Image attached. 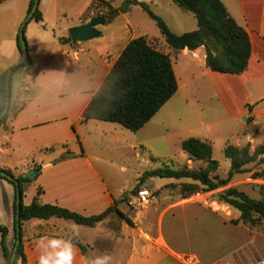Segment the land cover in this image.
<instances>
[{"label": "crops", "instance_id": "0c3cea01", "mask_svg": "<svg viewBox=\"0 0 264 264\" xmlns=\"http://www.w3.org/2000/svg\"><path fill=\"white\" fill-rule=\"evenodd\" d=\"M110 1H114L117 7L116 0ZM222 1L230 17L250 37L252 54L247 69L239 75L216 72L207 66L205 47L194 51L186 48L175 53L169 47L163 49L161 40L146 36L158 44L160 50L170 54L179 88L137 132L106 121L82 123V114L97 90L84 99L80 95L87 91H71L69 87L71 79L76 81L81 78L82 73L77 66L84 71L94 63L90 57L87 64L81 67V54L91 53L92 50L98 52L96 68H103L101 86L134 36L123 43L119 40L121 38L113 35L96 49L91 40L87 44L71 41L70 32L62 36L44 26L48 13L56 9L61 0L40 1L43 21L34 20L41 28L39 39L32 43L37 53L29 52L34 69L27 73L25 68H20L24 73L21 86L16 97L11 93L10 105L15 104L20 110L8 120V129H0V168L19 176L38 170L37 164L42 166L36 177L24 184L25 205H30L38 189H42V203L58 205L86 217L103 213L119 200L117 207L124 217L114 212L94 227L59 217L31 219L23 227L27 264H39L42 249L37 247V242L43 237L74 238L86 246L83 251L73 243L76 249L73 264H89L90 260L105 255L112 258L111 264H184L181 257L187 255L197 257L204 264L199 254L185 253L173 247L165 234L164 221L170 213H174L175 235L185 234L189 238L190 229L198 216L202 215L204 219L212 216L219 220V224L209 223L208 220L204 225L199 223L197 225L203 229L196 234L223 236L230 221L221 212L194 200L195 196L183 199L166 192L167 189L140 207L133 206L130 201L131 192L147 171L146 165L152 158L179 154L182 165L187 164L191 168L198 163L203 165L193 162L182 150V143L187 139L196 138L211 143L213 154L215 148H220L224 154L228 145L240 149L250 146L253 152L264 148V0ZM30 2L6 0L0 3V78L22 56L19 50L20 31L30 14ZM93 6L94 1L88 11L94 10ZM91 14L72 26L88 23L94 11ZM122 14L107 19L106 25L113 24ZM101 33L103 36L104 33ZM71 56L78 64L74 68ZM73 99H78V103ZM73 103H76L75 110ZM112 153H122L123 157L131 153L141 164L139 171L129 176L132 168L129 162L123 158L115 161ZM183 182L190 180L151 178L142 189L152 187L156 192L170 184ZM16 194V188L11 183L0 179V224L9 228V248H13L15 243ZM125 198L129 201H124ZM181 224L185 230H182ZM205 254L210 256L207 264H219L220 261L213 259L210 253ZM251 263L249 259L238 264ZM0 264H5V260H0ZM18 264H22L21 261Z\"/></svg>", "mask_w": 264, "mask_h": 264}, {"label": "trees", "instance_id": "16d2710c", "mask_svg": "<svg viewBox=\"0 0 264 264\" xmlns=\"http://www.w3.org/2000/svg\"><path fill=\"white\" fill-rule=\"evenodd\" d=\"M4 1L6 0H0V3ZM38 1L39 6L31 20L42 22L41 0ZM172 1L195 16L198 22L195 31L182 35L174 33L164 19L155 14L147 3L139 0H125L120 7H115L114 1L94 0L93 7L94 10H100L103 17L112 19L121 13L130 11L133 6H140L156 22L167 45L175 53L186 48L194 51L200 47H205L206 63L211 70L239 75L247 69L252 54L250 37L247 31L230 17L222 0ZM36 3L37 0H31L29 13L32 12ZM69 40L72 41L71 37H69ZM19 50L22 55L20 39ZM20 68H25L27 73L33 71L34 62L30 55L27 62L13 69L12 75ZM8 75L9 70L5 71L0 78V116L11 96V88L8 87ZM178 88V80L170 54L160 50L158 44L146 36L134 38L127 44L103 80L102 85L95 92L91 102L82 114V123H87L90 120L106 121L120 124L132 132H137L177 93ZM19 110V106L11 103L8 113L0 123V129H8V120L13 115L15 116ZM78 139L81 144L79 136ZM182 149L193 162H201L205 166L191 168L186 164L180 168H174L169 163H165L162 167L147 170L131 192L132 196L139 192L146 181L151 178L190 180V182L180 184L183 199L191 198L199 193L225 188L232 182L234 174L241 173L244 171L245 166L264 154V148H257L251 153L250 146L240 149L228 145L224 150V154L231 161V169L227 177H222L218 173L221 165L214 159L211 143L190 138L183 141ZM36 168L39 171L42 170V166L39 164L36 165ZM0 170L5 169L0 168ZM6 171L16 177L22 192L20 213L17 212L15 202L14 246L18 240L17 225L20 224L22 227V241L17 251L16 264L20 261L22 264H27L23 227L31 219L49 220L52 217H59L73 220L80 225L94 227L114 212L124 217L117 207L119 200H116L115 204L103 213L86 217L58 205L42 203L40 201V196L43 193L42 189H38V193L30 205H25L24 184L30 182V180L25 174L16 176L11 170ZM254 177L264 179V172H257ZM0 179L11 183L17 191V185L14 181L1 175ZM175 184H170L163 189ZM253 188L260 193V199L252 198L246 192L233 186L228 187L218 195L220 202L240 211L239 219L232 221V223L243 224L251 229L264 221V185L257 184ZM163 189L156 191V193H161ZM124 201H129V199L125 198ZM18 215L19 220L17 219ZM8 235L9 228L0 224V245L3 250L5 264H12L14 246L11 249L7 246ZM70 239L72 243L85 251L86 246L82 245L77 239Z\"/></svg>", "mask_w": 264, "mask_h": 264}, {"label": "rangeland", "instance_id": "374dc122", "mask_svg": "<svg viewBox=\"0 0 264 264\" xmlns=\"http://www.w3.org/2000/svg\"><path fill=\"white\" fill-rule=\"evenodd\" d=\"M93 1L94 0H61L60 5L56 9H52L48 13L47 23L44 24L45 28H47L51 32L55 31L59 35L67 36L69 34V30L73 27L72 25L79 24L82 19L89 18L90 16H92L91 13L93 11L95 13L93 17L100 16V10L88 11L89 6L93 3ZM142 1L146 2L155 14L164 19L169 25L170 29L176 34L181 35L192 32L195 31L198 27L197 20L195 19L193 14L180 9L173 3L172 0ZM123 2L124 0H116L115 5L117 7H120L122 6ZM38 26L39 25H37L34 20H29L25 25V37L28 43L29 52L36 51L37 53V50H35V47H33L32 43L36 39H39V28L41 27ZM98 28L104 34L103 36L91 40L94 44L93 47H95V49L96 46H99L101 44L104 45L105 41L113 35H117V37L121 38L119 40L121 42L123 40V43L124 41H128V39H130V37L132 36H134V38L140 36H148L150 38L161 40L160 42L163 45V49H167L169 47L165 39L163 38L156 22L152 20L140 6H133L129 13H123L120 17H117L116 21L113 24L100 25ZM91 41H84L82 43L87 44V42ZM123 43L121 45H123ZM89 47L90 49L92 48V46ZM97 56L98 52L95 50H92L91 53H82L81 67L87 64V62L90 60V57L93 58L94 63H92L90 69L86 68L84 71H81L83 69L77 66L78 71L82 73L81 78L76 81H74L73 79L70 80L69 87L71 91L74 89L87 91L86 94L82 93L80 95L81 98L88 99L92 91H96L100 87V81L103 79L104 74L103 68H96V66H98V64H95V61H97L98 59ZM70 60L73 62V68L78 65L76 64L73 56L70 57ZM23 76V69H18L13 73L11 77V93L13 97L17 96ZM71 96H73V94ZM74 100L76 103H78V99H73V101ZM76 103L72 104L74 110ZM77 106L79 107L80 105ZM221 151L222 150L220 148H215L214 159L221 165L218 173L222 177H227L231 161L228 160ZM250 152L253 153L251 148ZM112 158L115 161H120V159L123 158V160L129 162V165L132 167L130 169L131 173L129 174V176H131V174L135 173L136 171L138 172L140 169L141 164L137 162L135 156L131 155V153L124 155V157L122 153H114V155L112 153ZM165 163H169V165H172L174 168H180L184 166L182 165L183 162L181 156L179 154H176L168 158H152V160H150L146 167L147 170H152L162 167ZM199 164L200 163H198L196 167L201 168L202 166H205L204 164ZM257 172H264V155L258 157L254 162L245 166L244 171H242L241 173L234 174L232 182L225 188L232 186L237 187L240 190L246 192L252 198L260 199V193L257 189L253 188V186L257 184H264V179L260 177L255 178L254 176ZM180 184L181 183H176L175 185L169 186L166 192H169L171 195L182 197ZM225 188H220L211 192L199 193L197 195H194V200L205 204L206 206L213 210H216L217 212H221L228 221L232 222L239 219L240 211L228 204L220 202L218 195L220 192L224 191ZM146 189H148L152 193L153 196L151 197V199L154 196L160 195V192H153L152 187H146ZM132 205L136 207L141 206L138 203ZM173 217L174 213H170L164 221V231L167 238L172 243L175 249L186 251L185 253L199 254L204 264H207L208 258H210L208 254H205V252L210 253L214 257L213 259H215L216 261H220L219 264H225L227 262L238 264L242 262V260L249 259L252 262L257 259L264 260V221H262L257 227L252 229L243 224H234L229 222L228 227L223 231V236L214 234L213 237H208L204 234H196L198 230L203 229L201 225L197 224L203 223L204 225V222L206 220H208L209 223L219 224V220L212 216L204 219L202 218V215H200L198 216V219L194 220L193 223H195V225L194 227H192L193 230L190 229L191 236L187 238L185 234L175 235L173 227ZM183 224H181V228L182 230H185ZM0 260L4 262L3 250L1 245Z\"/></svg>", "mask_w": 264, "mask_h": 264}, {"label": "water", "instance_id": "95a60500", "mask_svg": "<svg viewBox=\"0 0 264 264\" xmlns=\"http://www.w3.org/2000/svg\"><path fill=\"white\" fill-rule=\"evenodd\" d=\"M39 6V1L37 0V3L35 4L32 12L29 14L26 22L23 24V27L21 28L20 31V40H21V45H22V56L21 58L14 64V66L9 70V75H8V87L11 88V76H12V72L13 69L25 62H27L28 58H29V50H28V43L25 37V25L26 23L33 17L34 13L36 12L37 8ZM107 23V18L103 17V16H94L90 19V21L86 24H83L81 26H75L72 27L69 32H70V36L71 39L75 42H84V41H90L93 40L95 38H98L101 36V31L98 29V27L100 25H106ZM10 102H11V98L9 97L8 103L5 107V110L2 112L1 116H0V123L3 119V117L8 113V110L10 108ZM38 174V170H30L28 171L25 176L29 179V180H33L36 175ZM0 175L2 177H5L9 180H12L16 183L17 185V200H16V204H17V212L20 213L21 210V202H22V192L21 189L19 187V181L16 179V177L13 174L8 173L6 170H0ZM17 219L19 220V215L17 216ZM21 229L22 227L20 226V224L17 225V236H18V240L16 242V246L14 247V252H13V256H12V264H16V256H17V251L19 248V245L22 241L21 239Z\"/></svg>", "mask_w": 264, "mask_h": 264}, {"label": "clouds", "instance_id": "9594fccd", "mask_svg": "<svg viewBox=\"0 0 264 264\" xmlns=\"http://www.w3.org/2000/svg\"><path fill=\"white\" fill-rule=\"evenodd\" d=\"M37 247L42 249L39 264H73L74 262L76 249L71 239L43 237L37 242ZM111 259L107 255L96 257L90 260L89 264H111Z\"/></svg>", "mask_w": 264, "mask_h": 264}, {"label": "built area", "instance_id": "2783aa9c", "mask_svg": "<svg viewBox=\"0 0 264 264\" xmlns=\"http://www.w3.org/2000/svg\"><path fill=\"white\" fill-rule=\"evenodd\" d=\"M151 197H152V193L148 189H142L139 192H137L134 196H132L131 204H135V203H138L140 205L146 204L150 201ZM181 259L184 264H201L199 259L195 256L187 255L181 257ZM225 264H234V263L227 262ZM251 264H264V260L257 259Z\"/></svg>", "mask_w": 264, "mask_h": 264}]
</instances>
